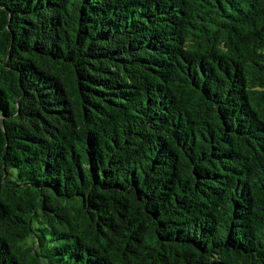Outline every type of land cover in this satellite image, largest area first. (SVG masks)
<instances>
[{
    "label": "trees",
    "instance_id": "trees-1",
    "mask_svg": "<svg viewBox=\"0 0 264 264\" xmlns=\"http://www.w3.org/2000/svg\"><path fill=\"white\" fill-rule=\"evenodd\" d=\"M0 264H264V0H0Z\"/></svg>",
    "mask_w": 264,
    "mask_h": 264
}]
</instances>
